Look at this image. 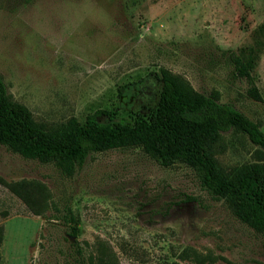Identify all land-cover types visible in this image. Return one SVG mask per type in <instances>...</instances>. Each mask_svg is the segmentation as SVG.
<instances>
[{
	"label": "rangeland",
	"instance_id": "rangeland-1",
	"mask_svg": "<svg viewBox=\"0 0 264 264\" xmlns=\"http://www.w3.org/2000/svg\"><path fill=\"white\" fill-rule=\"evenodd\" d=\"M255 40L249 81L230 56ZM160 67L218 91L264 132V0H0V77L37 121L83 122L99 110L148 117ZM140 79L127 109L118 89ZM214 156L232 175L264 161V149L230 130ZM21 186L36 206L12 188ZM68 209L77 237L62 218ZM0 226V264H75L77 248L95 264L97 255L105 264H264V236L205 189L195 168L164 166L137 146L91 152L67 175L0 145Z\"/></svg>",
	"mask_w": 264,
	"mask_h": 264
},
{
	"label": "trees",
	"instance_id": "trees-1",
	"mask_svg": "<svg viewBox=\"0 0 264 264\" xmlns=\"http://www.w3.org/2000/svg\"><path fill=\"white\" fill-rule=\"evenodd\" d=\"M255 41L256 45L243 46L230 56L234 72L249 81L262 45ZM153 75L161 82L157 103L148 117L137 116L133 122L114 119L106 110L88 114L83 122L75 116L53 123L37 121L27 106L11 98L0 77V145L25 158L52 162L67 175L82 166L91 152L141 147L164 166L181 161L195 168L205 189L225 199L241 222L264 236V161L243 163L229 175L214 156L222 134L230 130L245 134L264 149V132L259 124L234 105L220 101L218 91L200 92L185 77L166 67ZM142 81L119 87L121 103L127 109L133 107ZM248 90L259 98L254 85ZM99 114H108L109 120L100 121ZM12 188L29 205L30 200L35 206L39 203L27 187L21 186L20 191ZM62 218L73 222L70 235L77 237L79 218L70 209ZM2 238L0 226V243ZM77 253L75 264H95L91 255L87 260L82 256L81 248ZM95 258L105 264L101 256Z\"/></svg>",
	"mask_w": 264,
	"mask_h": 264
}]
</instances>
